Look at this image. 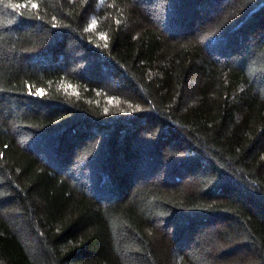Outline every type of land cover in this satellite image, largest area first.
<instances>
[{
	"label": "trees",
	"instance_id": "obj_1",
	"mask_svg": "<svg viewBox=\"0 0 264 264\" xmlns=\"http://www.w3.org/2000/svg\"><path fill=\"white\" fill-rule=\"evenodd\" d=\"M0 264H264V0H0Z\"/></svg>",
	"mask_w": 264,
	"mask_h": 264
}]
</instances>
